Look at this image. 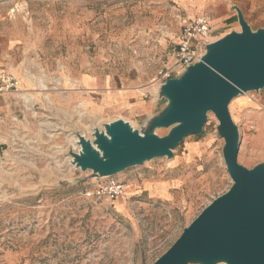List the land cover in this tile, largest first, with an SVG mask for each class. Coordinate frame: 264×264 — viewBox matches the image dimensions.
<instances>
[{
    "label": "rangeland",
    "instance_id": "1",
    "mask_svg": "<svg viewBox=\"0 0 264 264\" xmlns=\"http://www.w3.org/2000/svg\"><path fill=\"white\" fill-rule=\"evenodd\" d=\"M221 1L240 7L253 30L264 27V0ZM204 5L202 0H0V75H15L20 87L24 78L22 93L29 99L21 101L18 123L5 130L0 152V264H153L229 190L233 180L214 113L203 133L187 136L172 158L94 177L70 164V152L79 149L75 134L93 139L94 128L103 129L116 113L96 115L81 102L63 109L54 101L62 78L79 91L75 101L83 100L81 91L98 92L107 80L105 87L135 91L158 112L167 103L159 90L175 63L181 29L188 14L206 13ZM235 26L241 30L227 19L209 40ZM84 74L96 77L97 86L84 89ZM229 109L240 129L239 163L247 168L264 163L259 140L264 88L237 96ZM126 116L136 129L148 117ZM168 132L157 130L160 136ZM111 183L125 184L115 200L84 195Z\"/></svg>",
    "mask_w": 264,
    "mask_h": 264
},
{
    "label": "water",
    "instance_id": "2",
    "mask_svg": "<svg viewBox=\"0 0 264 264\" xmlns=\"http://www.w3.org/2000/svg\"><path fill=\"white\" fill-rule=\"evenodd\" d=\"M234 9L241 30L208 43L199 62L166 80L159 98L167 103L141 129L118 118L95 127L93 139L75 134L79 149L70 152V164L94 177H111L172 158L187 136L203 133L208 114H215L233 184L153 264H264V163L253 168L239 163L240 129L229 109L237 96L264 88V27L253 30L241 8ZM162 128L169 129L164 136L157 133Z\"/></svg>",
    "mask_w": 264,
    "mask_h": 264
},
{
    "label": "crops",
    "instance_id": "3",
    "mask_svg": "<svg viewBox=\"0 0 264 264\" xmlns=\"http://www.w3.org/2000/svg\"><path fill=\"white\" fill-rule=\"evenodd\" d=\"M202 1H205L204 6L206 8V13L200 14H206L208 16L211 15L210 18L212 19V34L215 32L216 28L219 29L223 22L227 19L234 20L239 24L238 17L237 15H235L234 11L235 5H228L226 2L221 0ZM195 14L196 13L188 14L189 19L187 21L192 20L200 15L199 13H197V15ZM230 30L240 31L236 26ZM19 74L20 73L18 72L17 75L22 78V75ZM66 77L70 80V76L66 75ZM23 81H25L24 78L21 81L22 85L20 87V92L10 91L0 94V124L1 135L4 141L6 140L4 134L5 130L8 128V126L18 123L17 121L20 120L21 112H24L21 101L29 100L23 94V91H26V89L23 87L25 85L23 84ZM61 82L62 88L54 95V101L57 103V105L63 107V109H69V107L73 106L75 103L81 102L86 106L88 111L93 112L96 115L104 116L110 113H116L117 118H123L127 121L128 116H126V114L130 116H148L147 118H145L146 121L160 111L159 110L156 113H152L154 110L153 108H155V103L144 100L135 91H131L128 88L124 87L113 89L105 87L106 85L110 84V82H108L107 80L105 81L103 88H96L99 89L98 92L92 93V91L89 90H84L85 92L81 91L83 99L82 101H75L76 98H79V95H76V93L79 91H72L71 85H69V82L65 83L64 78H62ZM96 83H98V79L89 74H84L80 79V84L84 87V89H93L91 87H96ZM259 140L261 145L263 146L262 148H264V134H260Z\"/></svg>",
    "mask_w": 264,
    "mask_h": 264
},
{
    "label": "built area",
    "instance_id": "4",
    "mask_svg": "<svg viewBox=\"0 0 264 264\" xmlns=\"http://www.w3.org/2000/svg\"><path fill=\"white\" fill-rule=\"evenodd\" d=\"M212 35V22L208 15L200 14L192 20L187 21L180 33L179 41L176 45L174 56L175 63L167 69L165 80L177 77L171 72L181 75L189 66L199 62L205 53L206 45L210 42ZM20 92V80L11 73L0 75V94L5 92ZM251 129H255L252 125ZM6 142L2 139L0 124V152L4 151ZM125 184L111 183L109 185H99L91 191H86L84 195L88 198L115 200L123 194Z\"/></svg>",
    "mask_w": 264,
    "mask_h": 264
},
{
    "label": "bare ground",
    "instance_id": "5",
    "mask_svg": "<svg viewBox=\"0 0 264 264\" xmlns=\"http://www.w3.org/2000/svg\"><path fill=\"white\" fill-rule=\"evenodd\" d=\"M75 141H76V144H77L76 147H79V146H78V143H77V141H78V138H77V137L75 138ZM224 264H225V263H224Z\"/></svg>",
    "mask_w": 264,
    "mask_h": 264
}]
</instances>
